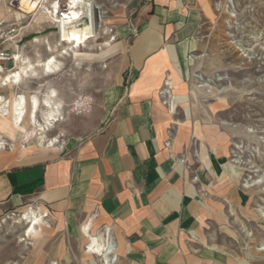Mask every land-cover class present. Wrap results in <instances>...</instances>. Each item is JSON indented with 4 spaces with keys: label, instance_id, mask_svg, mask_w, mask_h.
<instances>
[{
    "label": "rangeland",
    "instance_id": "rangeland-1",
    "mask_svg": "<svg viewBox=\"0 0 264 264\" xmlns=\"http://www.w3.org/2000/svg\"><path fill=\"white\" fill-rule=\"evenodd\" d=\"M58 1L43 0L42 5L51 10ZM60 1L61 10H66V1ZM137 2L93 0L98 8L93 38L78 52L59 56L66 46L59 42L56 25L44 8L26 14L19 11L18 0H0V52L8 57L0 61V79L26 72L19 83L0 86V132H6L2 122L11 125V106L21 96L27 113L31 98H38L36 120L47 128L43 103L51 92L55 94L51 100L60 106L59 120L46 129V139H56L55 146L65 149L96 132L105 119L106 93L120 83L115 32L124 20L133 19ZM86 22L83 16L78 25ZM52 57L57 65L53 73L36 67ZM184 83L177 100L170 90L165 96L174 125H183L190 134L184 160L190 155L192 161L200 146L196 136L201 138L208 153L221 156L225 174L239 189L241 203L227 226L231 235L222 234L214 246L223 257L219 264H264V0H209ZM22 125L26 130L22 146L32 153L40 147V132L27 117ZM13 146L0 139V151ZM205 147L201 144L202 163L207 160ZM30 210L47 217L26 239L22 234L27 224L21 219ZM87 223L86 218L69 220L37 203L8 210L0 215V264H102L87 250L92 243L112 244L115 264H124L110 231L91 224L87 234Z\"/></svg>",
    "mask_w": 264,
    "mask_h": 264
},
{
    "label": "crops",
    "instance_id": "crops-1",
    "mask_svg": "<svg viewBox=\"0 0 264 264\" xmlns=\"http://www.w3.org/2000/svg\"><path fill=\"white\" fill-rule=\"evenodd\" d=\"M208 9L209 0L133 6V19L115 32L120 83L106 93L100 128L81 142L20 154L24 141L0 132L14 144L0 151V215L37 203L69 220L86 218L110 231L124 264L221 263L214 246L231 235L239 189L201 138L192 161L184 160L190 134L174 125L162 95L167 83L175 100L182 95Z\"/></svg>",
    "mask_w": 264,
    "mask_h": 264
},
{
    "label": "bare ground",
    "instance_id": "bare-ground-1",
    "mask_svg": "<svg viewBox=\"0 0 264 264\" xmlns=\"http://www.w3.org/2000/svg\"><path fill=\"white\" fill-rule=\"evenodd\" d=\"M66 1V10H61L60 0L53 4L51 10L43 7V0H18V9L20 12L31 13L35 12L38 9L46 10V13L50 15L52 22L56 25L58 30L57 35L59 42L64 44L66 47L63 48V51L57 52L59 56L66 54L68 52L76 53L80 48H85L87 42L93 38L94 34V24L95 17L94 11L98 8L94 6L93 0H64ZM45 12V11H44ZM86 18V23L83 26H79V22L82 17ZM36 67H40L43 72L47 74L53 73V69H57L55 57H52L51 60L45 61L43 63L36 64ZM33 68V67H32ZM26 72H14L3 79H0V86H6L17 84L21 80L23 74ZM24 75V76H25ZM55 97L54 92H51L50 96L47 100L44 101L43 105L46 108V113L44 114V124L49 129L50 125L53 122L59 120L58 115V106L56 103H53V99ZM50 98V99H49ZM18 101L15 102L11 106V125H8L6 122H2L1 126L8 132V135L13 140H23L26 130L24 129L22 123L27 117L28 121L31 125L38 128L39 137H38V145L40 148H54L55 144H57L56 139H46L45 131L47 128L40 125L36 120L39 100L36 96L31 98L29 101V111L27 113L26 110V99L25 97H19ZM4 109V108H3ZM5 113V111H4ZM10 112L3 114L2 117H7ZM41 123V122H40ZM8 125V126H7ZM14 129V130H13ZM47 129V130H48ZM16 130V131H15ZM47 132V131H46ZM5 134V133H4ZM19 152L22 154L24 150V146L22 143L19 145ZM14 149V147H13ZM47 217L42 213H35L33 211H27L24 213L21 222H26L27 230L24 231L22 237L30 238L36 234V229L41 227L44 223V219ZM91 222H88L84 226V232L87 234L90 232ZM215 249V248H214ZM88 252L92 255H96L101 258L102 264H115L117 261V257L115 255V247L112 244L103 247L99 244L97 247L92 243L87 249ZM263 251H261L262 253ZM116 257V258H115ZM115 258V259H114ZM223 258V257H222Z\"/></svg>",
    "mask_w": 264,
    "mask_h": 264
},
{
    "label": "built area",
    "instance_id": "built-area-1",
    "mask_svg": "<svg viewBox=\"0 0 264 264\" xmlns=\"http://www.w3.org/2000/svg\"><path fill=\"white\" fill-rule=\"evenodd\" d=\"M7 54L4 52H0V61H8L7 60ZM168 83L166 84V89L164 90V92L162 93V95L165 97L167 92H168Z\"/></svg>",
    "mask_w": 264,
    "mask_h": 264
}]
</instances>
